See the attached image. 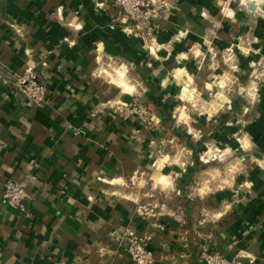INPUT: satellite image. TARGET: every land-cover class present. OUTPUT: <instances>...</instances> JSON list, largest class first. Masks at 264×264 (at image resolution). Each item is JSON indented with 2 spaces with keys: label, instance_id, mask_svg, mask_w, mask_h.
Returning a JSON list of instances; mask_svg holds the SVG:
<instances>
[{
  "label": "crops",
  "instance_id": "obj_1",
  "mask_svg": "<svg viewBox=\"0 0 264 264\" xmlns=\"http://www.w3.org/2000/svg\"><path fill=\"white\" fill-rule=\"evenodd\" d=\"M131 28L113 0H0V264H134L125 230L153 264H202L203 249L264 264V0H229L225 17L217 0H168L151 40ZM28 65L38 107L15 94ZM200 137L244 169L185 194Z\"/></svg>",
  "mask_w": 264,
  "mask_h": 264
},
{
  "label": "built area",
  "instance_id": "obj_2",
  "mask_svg": "<svg viewBox=\"0 0 264 264\" xmlns=\"http://www.w3.org/2000/svg\"><path fill=\"white\" fill-rule=\"evenodd\" d=\"M218 11L223 17L227 16L229 0H217ZM120 12L131 22L130 32L144 42L151 40L158 30L168 7V0H113ZM205 57H199L195 62V70L199 71ZM15 94L26 99L34 106H41L48 99V90L34 71L33 65H28L15 84ZM24 196L21 186L11 180L4 183L1 192L2 201L13 207H20ZM139 211L149 214L145 207ZM125 251L134 264H153V253L146 249L145 239L130 230L121 235ZM202 264H231L222 254L213 250L203 249L199 255Z\"/></svg>",
  "mask_w": 264,
  "mask_h": 264
},
{
  "label": "rangeland",
  "instance_id": "obj_3",
  "mask_svg": "<svg viewBox=\"0 0 264 264\" xmlns=\"http://www.w3.org/2000/svg\"><path fill=\"white\" fill-rule=\"evenodd\" d=\"M182 98L184 100L186 109L188 106L195 113H198V110H201L200 113H202V110H208V101L205 98H197L198 100H194V98ZM192 101L195 103L197 102L200 106L198 108L194 107ZM148 111L149 110L147 108H144V106H142L140 109H136L133 115L138 117L147 127H150L154 123V120L149 116ZM166 118L171 120V118H169L168 116ZM183 131L185 133V130ZM183 139L185 140V143L191 142L190 136L186 135L184 136V138H181L178 145L183 143ZM196 143L197 142H193V147L189 149L191 152L184 151L185 155H189V157L192 156L195 160L192 165V171L189 173L187 172V169H184V175L186 176L180 178L178 183L179 187H181L182 192H184L185 194H187L188 192H199L200 190L204 191L207 183L213 184L214 187L224 186L226 185V181L230 180L231 178L233 179L235 175L243 172L244 165L238 159V154L229 152L224 155L223 151L220 152L215 149H207L208 151H205L203 149L205 139L202 137H200L199 146Z\"/></svg>",
  "mask_w": 264,
  "mask_h": 264
}]
</instances>
